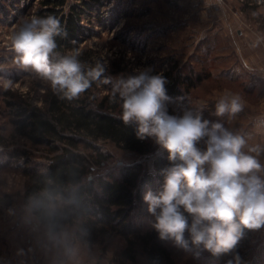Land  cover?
<instances>
[{
    "label": "rangeland",
    "instance_id": "obj_1",
    "mask_svg": "<svg viewBox=\"0 0 264 264\" xmlns=\"http://www.w3.org/2000/svg\"><path fill=\"white\" fill-rule=\"evenodd\" d=\"M42 1L0 0V141H5V144L0 142V238H8V228L18 223L21 230L17 234L20 248L32 251V255H37L40 262L58 264L69 260L71 264H116L117 255L127 245L122 235L109 228L106 234L97 236L95 244L84 241L82 238L85 235L76 234L82 218L75 217L73 209L70 210L68 204L63 203L56 206L67 222L61 224L57 234H53L42 225L24 200L28 180L24 171L37 163H44L47 153L43 149L32 148L15 134V121L20 117L17 106L11 103L17 104L23 100L25 104L31 102L43 109L50 86L13 64L11 34L23 18L40 17L37 10L42 6ZM103 1V4L93 6L92 11L85 10L80 19L83 32L79 35L76 49L84 54L85 50L93 52L94 62L91 66H94L97 59L106 60L109 64L106 73L113 77L136 73L138 69L149 66L163 75H201V81L195 82L189 89L187 102H180L176 106L175 114L184 107L202 110L204 118L222 119L230 130L250 135L249 146H264V85H256L262 76L255 69L243 68L239 55L234 56L233 62L237 61L240 66L227 67V51L220 49L217 37L207 33L209 22V27L220 24L215 13L230 12V9H218L213 0L210 10L213 18L210 16L203 22L199 18L190 17L192 5L187 0ZM231 2L229 5L232 6ZM81 3V0H66L62 6L64 13L67 14L72 5ZM235 14L239 15L240 12L235 11ZM254 24L252 27L256 26ZM244 25L251 28L250 23L245 22ZM71 50L66 49V53ZM115 65L123 71L118 74L111 72L116 69ZM232 69L236 70L235 73L229 74ZM6 80L12 81V87L5 89ZM110 87L94 83L79 99L87 97L97 105L105 96L111 95ZM226 94L240 95L244 110L231 118L211 115L215 103ZM88 139L92 141L91 137ZM93 142L101 152L110 155L104 169L140 161L149 171L154 172L153 161L163 154V151L157 149L156 154L141 157L111 141ZM18 143L34 153L29 164L24 158L8 157V152L14 150ZM77 150L84 151V148L80 146ZM84 152L94 153L93 150ZM148 190L151 189L145 192ZM144 204L143 213L134 212L142 232L150 230L154 222V217L147 210L148 205ZM71 218L75 220L73 224L68 222ZM12 240L18 241L14 238ZM168 245L178 264H226L227 259L231 258L227 255L215 257L204 250L203 246L192 244L183 248L173 241ZM237 251L242 264H264V235L259 230H246ZM142 258L139 255L138 264H143Z\"/></svg>",
    "mask_w": 264,
    "mask_h": 264
},
{
    "label": "clouds",
    "instance_id": "obj_2",
    "mask_svg": "<svg viewBox=\"0 0 264 264\" xmlns=\"http://www.w3.org/2000/svg\"><path fill=\"white\" fill-rule=\"evenodd\" d=\"M66 36L54 15L23 18L11 34L13 64L69 102L94 83L110 85L109 102L119 103L124 125L134 127L138 140L151 139L168 154L169 163L161 169L162 187L143 196L160 238L187 248V232L196 247L215 257L230 256L226 264H242L237 248L246 230L264 228V164L259 159L264 146H249L250 135L230 130L222 119L204 118L202 110L184 107L170 114L175 100L167 94L162 72L149 66L135 74L106 76V60L86 67L78 49L61 53L56 38ZM4 87H12V81L6 80ZM244 107L240 95L226 94L211 115L231 118ZM44 216L55 233L63 213L50 203Z\"/></svg>",
    "mask_w": 264,
    "mask_h": 264
},
{
    "label": "trees",
    "instance_id": "obj_3",
    "mask_svg": "<svg viewBox=\"0 0 264 264\" xmlns=\"http://www.w3.org/2000/svg\"><path fill=\"white\" fill-rule=\"evenodd\" d=\"M81 1L79 5H72L67 14L62 7L66 0H43L42 6L37 10L40 17L56 16L65 28L67 36L56 38L58 50L63 54H67L66 49H76L78 46L79 35L83 32L80 19L84 11H92L93 6L104 2ZM92 58V51L85 50V54L81 52L80 60L86 67L94 62ZM115 67L111 71L114 74L123 71L120 66ZM105 75L109 76V73ZM164 76L168 80L167 94L175 100L169 105V113L175 114L176 106L180 102H187L189 89L203 77H194L193 74L183 76L179 73L174 76L167 73ZM109 97L110 95L105 96L97 105L87 97L69 102L60 99L48 88L43 109L31 102L25 104L23 100L21 103H11L12 106H17L20 117L15 121V134L32 148L43 149L47 153L44 163H37L24 171L28 177L24 200L47 229L45 206L63 203L68 204L70 210L73 209L75 217L82 218L76 234L85 235L81 237L84 241L95 244L97 236L106 234L109 228L122 235L127 245L117 255L116 264H138L139 255L143 257V264H178L168 245L174 240L161 239L153 227L142 232L136 221L138 216L134 214L144 212L145 190L150 188L155 192L162 187L164 178L161 169L169 163L168 154L163 151V154L155 158L154 172L149 171L140 161L104 169L110 155L101 152L93 141H111L141 157L156 154L158 149L151 139L141 141L136 138L134 127L125 126L119 118V104L110 103ZM89 137L92 141H89ZM0 142L5 144V141ZM18 144L8 152V157L24 158L29 164L34 153L21 147L23 144ZM80 146L84 151L93 150L94 153L87 154L77 150ZM185 215L191 223V216L187 213ZM64 222L67 221L63 217L53 234L59 232ZM68 222L73 224L75 220L71 218ZM185 240L188 241V247L192 245L187 232Z\"/></svg>",
    "mask_w": 264,
    "mask_h": 264
},
{
    "label": "crops",
    "instance_id": "obj_4",
    "mask_svg": "<svg viewBox=\"0 0 264 264\" xmlns=\"http://www.w3.org/2000/svg\"><path fill=\"white\" fill-rule=\"evenodd\" d=\"M192 8L189 11L190 17H196L205 22L211 16L213 18L212 4L213 0H187ZM262 2V3H261ZM264 0H232L230 12L216 14L219 20V26L209 27L208 34L217 37L221 50H226L228 59L227 67L240 66L233 58L239 55L241 66L243 68L255 69L261 80L256 82L257 86L264 85ZM240 14H235V11ZM250 23L248 28L244 23ZM255 23V27H252ZM198 26L196 30H198ZM214 42H217L216 40ZM240 69V68H238ZM236 70L229 71L234 74ZM233 72V73H232ZM264 142V141H263ZM260 162L264 164V154L260 157ZM4 230V228H3ZM20 224L16 223L8 228V238H0V260L2 264H50L38 260L37 255H32V251L21 249L20 238L17 234L20 232ZM14 236V237H13ZM18 239L14 241L12 239ZM19 243V244H18ZM18 244V245H16ZM39 247V246H38ZM42 247V245H40ZM32 249V247H29ZM38 254V253H37ZM30 255V256H29ZM31 259H29L28 257ZM52 257V256H51ZM58 264H71L69 260L60 261Z\"/></svg>",
    "mask_w": 264,
    "mask_h": 264
},
{
    "label": "built area",
    "instance_id": "obj_5",
    "mask_svg": "<svg viewBox=\"0 0 264 264\" xmlns=\"http://www.w3.org/2000/svg\"><path fill=\"white\" fill-rule=\"evenodd\" d=\"M215 1L219 7L218 9H224V8L230 9V5H229L230 0H215ZM259 232L264 235V228L259 229ZM0 264L2 263L0 262Z\"/></svg>",
    "mask_w": 264,
    "mask_h": 264
}]
</instances>
